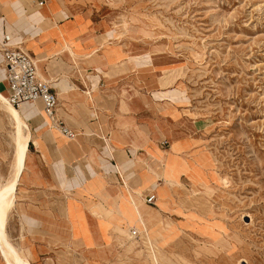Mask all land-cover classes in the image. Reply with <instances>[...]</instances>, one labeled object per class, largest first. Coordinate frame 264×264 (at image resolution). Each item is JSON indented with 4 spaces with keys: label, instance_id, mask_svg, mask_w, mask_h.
Returning <instances> with one entry per match:
<instances>
[{
    "label": "rangeland",
    "instance_id": "obj_1",
    "mask_svg": "<svg viewBox=\"0 0 264 264\" xmlns=\"http://www.w3.org/2000/svg\"><path fill=\"white\" fill-rule=\"evenodd\" d=\"M71 1L126 50L130 69L117 73L121 96L145 93V105L135 99L140 120L161 123L179 140L167 178L173 186L167 203L146 207L142 218L125 213L124 202L116 212L89 210L108 220L92 227L69 208L71 236L82 238L88 257L58 239L33 264H264V0ZM6 119L3 182L14 173V125ZM170 141L161 135L157 144ZM26 198L19 189L16 200ZM22 212L17 201L7 232L31 261L24 238L34 233ZM0 264H7L1 249Z\"/></svg>",
    "mask_w": 264,
    "mask_h": 264
},
{
    "label": "crops",
    "instance_id": "obj_2",
    "mask_svg": "<svg viewBox=\"0 0 264 264\" xmlns=\"http://www.w3.org/2000/svg\"><path fill=\"white\" fill-rule=\"evenodd\" d=\"M110 36L71 0H0V43L20 47L34 58L40 76L57 94V115L76 132L68 139L51 128L40 101L19 106L30 125L32 140L17 189L30 199L16 203L23 207L20 217L24 226L34 233L24 238L25 245L31 247L32 264L45 259L50 253L49 242L58 239L88 257L89 248L82 238L71 236L69 208L74 214L80 211L92 227L94 223L102 226L108 220L93 216L94 220L92 211L116 212L126 202L129 210L125 213L142 218L146 207L166 204L171 193L173 185L167 178L175 165L171 153L179 140L161 123L140 120L135 99H144L145 105V93L121 96L122 76L117 73L121 67L130 69L131 62L126 50L111 42ZM0 91L7 96L1 50ZM0 117L7 121L5 113ZM161 135L171 137L167 148L157 144ZM150 194L156 195L154 205L146 202ZM42 230L53 232L55 239L36 237ZM105 241L103 234L98 243Z\"/></svg>",
    "mask_w": 264,
    "mask_h": 264
},
{
    "label": "built area",
    "instance_id": "obj_3",
    "mask_svg": "<svg viewBox=\"0 0 264 264\" xmlns=\"http://www.w3.org/2000/svg\"><path fill=\"white\" fill-rule=\"evenodd\" d=\"M40 1L39 4H42ZM3 62L6 70L8 87L7 99L16 107L23 102L42 103V111L53 127L58 129L68 139H73L76 132L68 128L56 113L58 105L57 94L52 90L50 82L41 78L37 73L34 58L20 47L11 46L5 41L0 43ZM163 143H166L165 141ZM155 195L146 198L147 203H153ZM135 230L132 234H136Z\"/></svg>",
    "mask_w": 264,
    "mask_h": 264
},
{
    "label": "bare ground",
    "instance_id": "obj_4",
    "mask_svg": "<svg viewBox=\"0 0 264 264\" xmlns=\"http://www.w3.org/2000/svg\"><path fill=\"white\" fill-rule=\"evenodd\" d=\"M37 67V65H36ZM40 76L39 72L37 71ZM41 77V76H40ZM42 78V77H41ZM22 105V104H21ZM20 105V106H21ZM0 113H5L14 125L13 146H14V173L12 177L3 182L0 177V249L2 257L7 264H32L26 254H22L17 246L10 240L7 232L8 216L16 204V196L20 177L25 169L26 159L29 153V144L32 140L30 125L26 116L19 109L13 106L6 95L0 91ZM48 119V118H47ZM49 126H52L48 119ZM58 130V129H57ZM131 200L134 202L133 197ZM156 200V195H155ZM154 200V202H155ZM135 206L139 208L136 202Z\"/></svg>",
    "mask_w": 264,
    "mask_h": 264
}]
</instances>
